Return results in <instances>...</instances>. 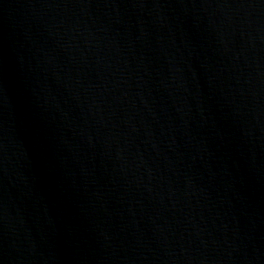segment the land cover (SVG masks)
<instances>
[{"label":"water","instance_id":"1","mask_svg":"<svg viewBox=\"0 0 264 264\" xmlns=\"http://www.w3.org/2000/svg\"><path fill=\"white\" fill-rule=\"evenodd\" d=\"M0 264H264V0H0Z\"/></svg>","mask_w":264,"mask_h":264}]
</instances>
